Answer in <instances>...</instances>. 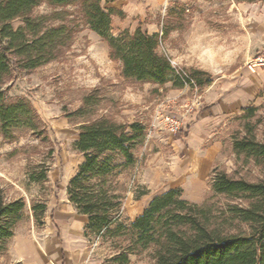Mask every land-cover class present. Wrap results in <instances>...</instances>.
Here are the masks:
<instances>
[{
	"label": "rangeland",
	"instance_id": "374dc122",
	"mask_svg": "<svg viewBox=\"0 0 264 264\" xmlns=\"http://www.w3.org/2000/svg\"><path fill=\"white\" fill-rule=\"evenodd\" d=\"M52 11L43 3L34 15ZM76 22L67 24L75 28L73 38L55 60L29 72L15 70L3 85L7 102L18 97L31 102L41 132L18 127L11 139L0 133V202L18 198L25 202L14 236L0 247V264L33 263L35 257L40 264H70L64 252L69 248L76 264H117L113 258L127 247L131 232L85 237L82 226L79 234L72 229L78 214L68 201L67 185L84 160L76 139L80 129L95 120L108 118L143 128L133 149L135 164L113 178L122 206L120 217L110 225L112 230L118 223L129 225L135 219L130 216L136 214L138 200L147 192L145 181L167 183L181 174V165L194 158L190 134L197 135L200 129L208 133L203 149L217 154L202 198L190 200L176 188L181 198L213 210L239 202L212 195L214 169L236 179L264 180L261 165L232 151L233 139L242 136L245 124L264 141V0H184L167 13L158 34L165 28L168 31L158 52L177 72L198 69L209 74L212 81L201 88L188 84L175 88L171 82L159 87L125 79L123 64L109 57L107 42L84 22ZM20 24L13 21L14 27ZM89 95L88 114L73 116ZM254 106L253 116L244 118V109ZM168 119L177 124L178 131L171 129ZM32 169L45 172L43 184L30 180ZM38 203L46 208L37 221L32 206ZM54 225L61 234L63 262ZM20 249L22 258L17 257ZM153 252L148 247L129 253L126 264H152Z\"/></svg>",
	"mask_w": 264,
	"mask_h": 264
},
{
	"label": "trees",
	"instance_id": "16d2710c",
	"mask_svg": "<svg viewBox=\"0 0 264 264\" xmlns=\"http://www.w3.org/2000/svg\"><path fill=\"white\" fill-rule=\"evenodd\" d=\"M43 3L53 11L34 15ZM113 14L101 0H0V133L4 138L11 139L12 131L18 127L41 132L27 98L7 102L5 80L15 70L29 72L55 60L72 41L75 28L67 24L77 20L107 42L109 57L123 64L121 73L125 79L149 81L159 87L171 82L175 88L185 84L201 88L212 81L209 74L198 69L177 72L158 52L167 28L161 36L143 32L139 26L132 33L124 30L114 36L110 33ZM15 20L21 23L18 27L13 25ZM91 101L89 95L73 116L88 114L85 109ZM255 110V106L244 109L243 117H252ZM142 135L139 124H118L108 118L80 129L75 146L84 160L68 182L67 196L77 213L88 217L84 236L131 232L127 247L113 258L117 264L128 263L129 253L148 247L154 248L152 264H264V180L236 179L217 169L210 177L212 195L239 202H228L223 209L213 210L181 198L178 189H168L154 195L129 225L118 223L114 230L110 228L120 217L122 206L113 178L121 169L135 164L133 149ZM232 151L264 169V141L256 138L249 124H245L240 138L233 139ZM29 178L39 184L46 181L43 170L32 169ZM24 206L21 198L0 202V247L14 235ZM45 208L44 203L33 204L37 221ZM54 228L61 245L60 231L57 225Z\"/></svg>",
	"mask_w": 264,
	"mask_h": 264
},
{
	"label": "crops",
	"instance_id": "0c3cea01",
	"mask_svg": "<svg viewBox=\"0 0 264 264\" xmlns=\"http://www.w3.org/2000/svg\"><path fill=\"white\" fill-rule=\"evenodd\" d=\"M178 1L182 2L184 0H101V4L106 9L114 11V14L111 16L110 32L112 35L117 36L124 30H128L132 33L138 26L142 31L148 34H158L160 32L159 29L162 20L165 19L167 13L173 11V7L178 4ZM190 135L195 142L192 145L195 152L190 151L192 152L191 156L193 155L194 158L188 164L181 165V174L178 177H172L167 183H160V181L156 180L153 183L145 181L147 192L138 200V206L134 209L136 214L130 216L131 220L136 218L138 214L149 205L154 195L165 193L168 189H181L182 195L188 197L190 200L197 201L202 198L200 196L205 191V180L213 168L211 165L217 153H214L210 149H203V145L205 141H207V131L204 132L200 129L197 135ZM215 146L219 145L216 144ZM135 205H137V203ZM77 214L78 217L73 221L74 225L72 229L76 234H79V226H82L81 228L84 231V226L88 222V217L80 213ZM78 222L80 223L78 224ZM57 242L60 247L59 259L63 262V255L65 252V255L71 260L70 264H76L74 260L76 257H74L72 249H65L63 252L62 239L61 245L59 244L58 237ZM18 252L20 254H17V257L22 258L24 255L23 250L20 249ZM32 260L33 263L24 262L23 264H40L38 263V257Z\"/></svg>",
	"mask_w": 264,
	"mask_h": 264
},
{
	"label": "built area",
	"instance_id": "2783aa9c",
	"mask_svg": "<svg viewBox=\"0 0 264 264\" xmlns=\"http://www.w3.org/2000/svg\"><path fill=\"white\" fill-rule=\"evenodd\" d=\"M169 120V119H168ZM170 121V123L172 122V120H169ZM173 123V122H172ZM171 129L173 130V131H178V126H177V124L176 123H173V125L171 124Z\"/></svg>",
	"mask_w": 264,
	"mask_h": 264
}]
</instances>
